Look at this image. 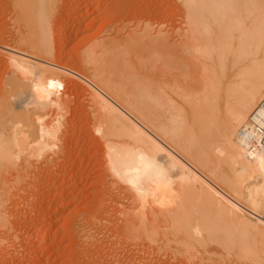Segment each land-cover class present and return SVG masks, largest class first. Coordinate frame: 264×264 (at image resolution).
Returning a JSON list of instances; mask_svg holds the SVG:
<instances>
[{
    "label": "bare ground",
    "instance_id": "6f19581e",
    "mask_svg": "<svg viewBox=\"0 0 264 264\" xmlns=\"http://www.w3.org/2000/svg\"><path fill=\"white\" fill-rule=\"evenodd\" d=\"M175 1L178 12L186 19L184 26L170 27L179 36L167 47L162 44V34H166L163 26L142 19L131 24L123 19L122 24L103 31L104 35L88 50L83 65L79 64L78 72L85 77L89 94L92 92L91 108L107 156L105 165L113 184L125 190L130 199L129 206L124 205L126 210L122 208L125 211L121 222L125 226L120 235L116 234L119 240L113 239L136 251L146 247L149 252H174L183 264L212 263L210 256L197 255L209 251L210 244L217 245L211 255L260 264L264 246L260 249L258 243L259 249L254 250V244L257 239L264 242V212L260 207L264 200V171L260 166L264 148L252 158L246 157L239 132L264 99V0ZM11 4L18 24H24L22 28L28 34L34 30L36 36L13 38L16 51H12L16 53L11 55L23 81L13 86L10 98H0V166H4L0 171H24L29 164L31 176L35 175L37 162L32 159L35 166L30 158L25 165L26 160L36 156L37 161L44 158V163L49 150L55 149V154L62 150L71 129L61 100L63 72L59 66V70L52 66L60 64L52 62L56 48L49 35L57 26L54 39L64 36L59 23L50 27L51 20L62 10L58 0H13ZM188 69L196 72L192 80ZM233 74L236 80H232ZM48 81L62 87L48 89ZM217 154L224 168L218 167ZM23 160L18 170L16 162ZM23 171L18 172L20 175L14 171V183L24 180L21 174L26 172L28 176ZM2 182L0 243L6 241L2 237L10 228L9 209H4L10 189L1 188ZM15 236L9 239V246L16 242ZM248 238L255 240L244 244ZM144 250L139 253L143 255Z\"/></svg>",
    "mask_w": 264,
    "mask_h": 264
},
{
    "label": "rangeland",
    "instance_id": "374dc122",
    "mask_svg": "<svg viewBox=\"0 0 264 264\" xmlns=\"http://www.w3.org/2000/svg\"><path fill=\"white\" fill-rule=\"evenodd\" d=\"M12 1L13 0H0V43H3L0 44V98H10L9 96H11L12 94L11 89L13 88V86L16 83H22L23 81L21 76L19 75L16 62L11 55L13 53H16V50L13 47L15 46L13 38L19 35L24 36L25 34V36L28 38H31L32 36V38H34L36 36V32L34 30L27 27L28 29H30L29 32L31 31V33L29 34H32L31 36H29L28 30H23L24 24H18L16 18L14 17L15 10H13L14 4H11ZM59 1L62 11H60V14L56 18H54V20H51L50 27L52 28L54 23L55 25L60 24L59 28L64 31V36L61 39H54V36L57 33V26L51 29L52 31L49 35L51 36L50 38L52 47L56 48V51L52 56V62L56 63V61H58V63L60 64H52V66L57 70L60 69L59 71L63 72V75H61L62 78L60 79V83L63 82L65 87L63 86L61 89V100H63L64 105H66L64 106L63 110L65 114L67 113L66 115L71 129L68 132L69 134L66 136L67 139L65 138L66 140L62 143V150L57 151V153L59 154L56 153V155V150L54 149V151H52L53 149H51L49 150L50 153L48 151V154L46 153L47 155L51 156L46 157L44 163L41 162L44 161V158L41 161H37L39 158L36 156H32L29 158L27 157L28 160H26V162L25 160H23L22 162H16L19 165H23V162H25L24 164L26 165L27 162L29 163L30 158L31 160L35 158L37 162V167H34L37 168L34 172L35 175H33L32 173L31 176H29L32 171V167L29 164V166L26 165L25 169V167L21 165V167L19 166V168H17L18 164L15 163V167L18 170L23 167L24 171H16L13 170V168L11 170V167L8 166L11 172L13 171L12 173L10 171H7L6 174L8 176L5 174V171H0V181H3V184L1 183L3 187L1 188L6 191L10 189L9 193L7 192V196H9L6 198L8 203H5L7 206L5 205L6 207L4 208L5 210H7L8 207L9 209L7 211L10 213L8 221V228L10 227V232L8 231L9 234L2 233L4 235L3 237L1 236L4 240L6 238V241H2L0 243V264H183L181 257L177 256L176 253L175 255L173 251L172 255H174V257L170 255L171 253L168 250L166 252L162 251L165 253H158L154 251V249H151L152 251L149 252V249L145 247L146 249H148L146 251V255L144 250L145 248H142L140 251H136L134 248H132V246H127L126 244H124V246L122 241V243L120 244V241L116 243V240L119 238L118 236L121 234L120 231H122L120 229H123V227L125 226L123 225L122 227V224L124 222L121 221L124 219V211L126 210V207L129 206L128 204H130V199L127 198L128 195L125 193V190L120 189L119 185L113 184L112 178L107 170V165H105L107 156L105 155V153H103L104 149L102 139L95 129L96 126L94 120H96V118H94V112L91 108L92 99H90V94H92V92L89 94L90 87L87 86L88 84L85 77L78 72V69L80 71L81 65L79 64H82V62H84V58H86L87 53L93 48V45L98 42L100 37L104 35L103 31L107 30L109 26L114 27V25L117 26L118 24H122V22L124 21L130 22L132 24L136 19H142L145 21V23L152 22V24H154L155 26H163L162 32L165 30L163 33L166 34H162V44L164 43V46H166L168 42L171 43L179 36L176 33L173 34L171 28L184 26L183 22L185 15L178 12L175 0H58V2ZM114 3H116V6L114 5ZM159 13H161V16L157 17L156 14ZM55 21H57V23ZM168 28H170V30ZM78 29H80L82 32ZM168 31L170 33L172 32L171 35L170 33H167ZM163 38L164 41L167 40L166 43L163 41ZM8 46L9 49L7 48ZM12 48L15 51H12ZM164 50L166 51V48ZM58 66L60 67L59 69ZM65 66L67 68H64ZM189 71H191V69H188L187 75H189ZM165 72H167L166 69ZM191 73L190 75L193 76H190L191 79L189 80H192V77L194 76L196 77L195 71H191ZM235 75L236 74H233L234 78L231 76V78H233L232 80L237 79ZM15 76H17L18 78ZM14 77L15 79H12ZM20 79L21 81H19ZM7 83L11 88H7L9 87ZM4 85L6 86V88L4 87ZM3 90L6 93L8 91V93L4 95L5 92L3 93ZM221 99L223 101V97H221ZM15 100L18 101L20 99L17 96ZM227 117H229V115H226V119L228 120ZM229 121H227L228 125H231L232 121H230V124ZM232 125L229 127L233 130ZM217 156L218 154L215 155V159L217 158L215 161L217 162V164L219 162L218 167L224 168V165L221 163V158ZM47 158L50 160H47ZM57 161L59 163H57ZM34 162L35 161H33V163H30L35 165ZM38 162L41 163H39L38 165ZM52 162H55V164ZM2 168H4V166ZM27 168L28 170L30 169V172L27 170ZM38 168L40 170H38ZM25 170L28 172V176L26 175ZM14 171L17 172L18 175H20L18 172H25V174H21V177L23 176L24 180H26L25 177H27L30 181L27 179L26 182L22 178L20 179V177L17 175L20 179V183H18L19 180L17 181V179V184L14 183V178L16 175ZM22 180L23 185L21 182ZM31 180L33 181L32 183H34V185L31 184ZM5 182L7 183V185H4L6 184ZM8 182H13V188H11V183L9 185ZM246 184L248 185H245L246 188L248 187V190L250 185L248 184V182ZM18 186L20 187L18 188ZM7 187H9V189H7ZM124 193L126 194L125 196ZM124 205L126 207H124ZM122 208L125 210H123ZM120 225L122 228L120 227ZM14 232L15 234H13ZM118 232L120 233L117 236L116 234H118ZM11 235H16L15 237L18 238L17 240H15V243L9 246V244H7L10 241L9 239L11 238L12 240L14 237H10ZM113 237H116V240L115 238L113 239ZM251 239L252 238H250V241L248 240L247 243L246 241H244L243 243L248 244L249 242H253L255 240L252 239L253 241H251ZM256 241L254 242L256 243L254 244V247L259 243L258 247L260 246L259 248L262 249L261 247L264 246V242L261 240V242H258V239ZM210 245L211 247L209 246V248L207 249L209 251L204 249L207 252H198L197 255L199 257H201L202 255L210 256L211 261L214 264H218L219 262L220 264H228L231 261H236V263L234 264H251L249 260H246V262L243 260L234 261L233 259L235 258H231L230 256H223L224 258H221V255L214 254L217 259L216 260L214 255H211V252L212 249H215L214 247L217 245ZM250 245L253 246V243H250ZM218 246L222 248L220 245ZM128 247H130V249ZM246 247L249 248V245H247ZM258 247L256 246L254 250H256ZM142 250H144L143 255L142 253H139ZM251 250L253 251V249ZM219 251H221V249ZM223 251L224 250H222V252ZM218 258L221 259V261L218 260ZM209 263L212 264L211 262Z\"/></svg>",
    "mask_w": 264,
    "mask_h": 264
},
{
    "label": "built area",
    "instance_id": "2783aa9c",
    "mask_svg": "<svg viewBox=\"0 0 264 264\" xmlns=\"http://www.w3.org/2000/svg\"><path fill=\"white\" fill-rule=\"evenodd\" d=\"M239 136L246 157L252 158L264 148V99L250 114Z\"/></svg>",
    "mask_w": 264,
    "mask_h": 264
},
{
    "label": "snow or ice",
    "instance_id": "6c2138e0",
    "mask_svg": "<svg viewBox=\"0 0 264 264\" xmlns=\"http://www.w3.org/2000/svg\"><path fill=\"white\" fill-rule=\"evenodd\" d=\"M262 7H264V4H262ZM57 87H62V85L57 84L55 81H48L47 82V88L48 89L57 88ZM19 158H20L19 156L15 157L16 160H19ZM141 159H143V158L141 157ZM260 166H261V171H264V157H262L260 159ZM133 186H135V185H133ZM260 207H261V210L264 211V200L261 201ZM260 264H264V260H261Z\"/></svg>",
    "mask_w": 264,
    "mask_h": 264
}]
</instances>
